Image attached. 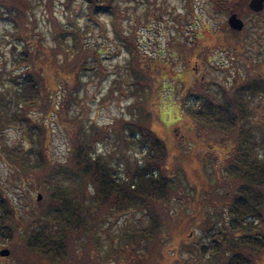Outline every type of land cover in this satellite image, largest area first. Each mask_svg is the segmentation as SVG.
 <instances>
[{
	"label": "trees",
	"instance_id": "16d2710c",
	"mask_svg": "<svg viewBox=\"0 0 264 264\" xmlns=\"http://www.w3.org/2000/svg\"><path fill=\"white\" fill-rule=\"evenodd\" d=\"M53 1L45 2L50 13ZM63 1L64 9L70 12L72 0ZM247 1L212 0L215 10L226 16L235 11L241 18L250 13ZM86 2V31L91 27V30L103 32L100 18L103 13L118 25H113L114 32L121 39L127 57L122 69L115 71L112 91L132 96L134 101L127 106V117L120 115L107 123L91 122L85 126L80 115L70 109L77 104V93L84 85L80 80L81 73L87 70L83 59L88 55L93 65L100 66L99 49L86 44L81 35L85 32H81L72 36L76 44L66 46L60 40L61 44L51 47L52 54L44 46L40 32L35 30L33 4L29 0H0V19H9L14 29L8 35L21 42L17 51L15 44L11 48V62L21 70L13 75V87L0 90V131L19 125L23 138L16 146L0 149L12 167L15 184L22 188L28 183L32 188L22 200L25 208L20 216L12 197L0 186V221L43 222L39 223V232H24L23 235L49 236V242L31 240L27 245L46 246L39 251L52 257L65 258L67 255L65 235L71 240L83 235L88 237L93 252L103 260L111 255L114 258L117 253L129 263L160 264V257H166L165 248L172 256L175 254L173 260L165 264H175L180 244L170 237L164 238L161 231L164 218L159 210L176 196L183 203L195 204L198 195L183 194L184 185L176 173L169 172L166 167L167 144L153 128L151 107L154 101L159 102L164 80L169 79L173 84L181 83L178 99L183 110L181 118L193 130L187 139L181 135L179 142L186 145L194 137L199 144L189 149L194 152L201 169L204 171L207 160L211 167L221 164L229 179L224 186L230 190L214 219L202 213L194 214V218L187 217L188 224L193 221V225H199L203 236L196 238L193 246L200 245L197 260L200 264H255L258 256L264 253V151L259 148L262 135L259 140L253 139L249 105L255 96H264V13L251 15L254 21L251 32L246 26L242 31L230 29L226 22L209 34L207 41L200 39L190 45L186 41L169 40L170 48L178 54V60L169 67L166 57L141 49L135 31L125 34L119 30L125 10L120 9L117 0ZM192 2L186 0L187 5ZM51 24L55 40L63 38L67 32L72 33L53 18ZM57 49L64 55L73 49L75 62L65 77L50 70L53 68L50 58L54 59ZM216 49H224L228 61L222 68L223 81L208 79L203 71ZM192 61H196L195 68L190 65ZM179 63L183 69H173ZM210 67L219 69L217 64ZM195 70L202 71L197 75ZM52 115L56 116L68 140L64 160L52 159L46 151L50 141L47 121ZM111 141V151L97 152V144ZM219 150L225 152L220 155ZM31 181L39 184L37 190L31 186ZM36 191L40 199L37 200V194L29 198ZM102 207L105 215L141 212L147 220L144 225L125 226L121 230L118 235L120 252L112 246L103 249L100 239L104 235L110 237L111 226L110 221H105L107 215L99 214ZM2 225L0 229L3 230L12 227ZM19 228L27 230L28 226L22 224ZM213 228L214 233H209ZM100 229L106 234H98ZM184 233L182 231V235ZM7 234L16 235L15 232ZM166 243L169 245L165 247ZM187 249L191 251L190 247ZM180 260L179 264H185L184 259Z\"/></svg>",
	"mask_w": 264,
	"mask_h": 264
},
{
	"label": "rangeland",
	"instance_id": "374dc122",
	"mask_svg": "<svg viewBox=\"0 0 264 264\" xmlns=\"http://www.w3.org/2000/svg\"><path fill=\"white\" fill-rule=\"evenodd\" d=\"M29 1L33 4L35 30L42 35L45 47L51 50V47L61 44L60 40L66 46L76 44L72 37L73 34L85 32V34L81 33L84 37V42L89 46L92 45L98 48L100 51V66L96 67L93 65L88 55L83 59V63L87 67L85 69L87 70L81 73L80 80L84 85L77 93V104L72 105L70 110L74 109L80 115L85 126L91 122L96 124L107 123L120 115L127 117V106L134 101V97L119 93L118 90L112 91V80L115 77V71L122 69V65L126 63L127 57L126 49L121 39L114 32L113 25L117 27V23L115 21L112 22V18L103 13L100 15L102 26H104L103 32L91 30V27L86 31L85 27L88 25L84 15L87 11L86 0H72L70 12L64 9L63 0H54L50 10L51 13L46 9V0ZM117 3L120 9L125 10V18L120 22L119 30L125 34H134L136 32V38L141 49L152 55L158 52L160 56L166 57L165 60L168 62L167 65L169 67L172 66L171 63L178 60V54L174 49L170 48L169 40L170 42L186 41L190 45L200 39L207 41L209 40L207 36L213 33L214 30H217L218 26L220 27L222 23H226L227 18L224 12L217 11L218 9L215 11L216 13H212V3H210V0H193L192 5H187L186 0H117ZM246 17H244V22L246 21L247 25L245 24L244 26H246L247 31L250 30L251 32V29L254 28L251 26L253 20L250 15L247 19ZM52 18L62 26H66L67 31H72V33L69 34L67 32L63 38H56L55 40L51 24ZM128 20H131V23H126ZM190 21L191 23L188 24ZM129 28L131 30H128ZM242 28L240 29L241 31L243 30ZM13 29L12 23L8 18L0 19V90L13 87V75L21 70V68L13 66L11 62V48L15 44V51H17L21 45V42L14 41L8 35ZM260 38H263V36L261 35ZM248 41L246 46H248ZM251 46L253 45L251 44ZM71 50L64 55L61 50L57 49L54 59L50 58L51 65L53 66L50 70L65 77L68 70H72V64L75 62L74 53ZM216 50L210 55L208 65L204 66L203 71L206 72L208 79H212L213 77L214 80L223 81L224 72L222 68L228 64V61L226 60L224 49ZM226 52L227 54L230 53V51ZM214 64H217V68L219 69H212L210 67V65ZM88 65L91 67L90 69H88ZM190 65L192 68H195L196 61H192ZM173 69H183L182 63H179ZM200 71L195 70V73L199 75ZM188 72L190 74L189 70ZM164 81V88L162 87L163 89L159 94V102L155 103L154 101V105L151 107L154 113L153 128L167 144V170L176 173V176L184 185L183 194L186 196L195 194L196 196L198 195V198L194 204V202L189 201L183 203L179 199V196H176L166 207H161L159 215L164 218V225L162 224L161 231L164 238L168 239L170 237L169 239L172 238L176 244H180L178 246L177 260L174 261L175 264H179L181 258L184 259L185 264H200L199 260H197V252L200 249V245H197L196 248L193 246L196 243V238L202 236L201 229L198 224L193 225V221H190L188 224L187 217L194 218V214L199 216L202 213L203 216L206 215L210 219H214L216 212L223 206L221 203L224 197H226V194L230 190L229 188L228 190L225 189L224 186L229 179L221 164L211 167L208 162L209 160H207L204 171L201 169L200 163L193 156L194 152H191L189 149L191 147L195 149L194 146L199 144L194 141V137L193 140H191L192 138L190 139L189 144L182 145L183 143L179 142L181 135L184 139H187L193 130L181 118L183 117V110L178 102L181 83L178 81L173 84L169 79H165ZM249 106H251L252 112L250 115L252 121L251 131H254L253 135L255 134L253 139L259 140L262 135L263 140L259 142V148L264 151V96H255ZM47 123L50 128V141L46 147V151L52 159L64 160L68 149L65 131L57 122L55 115H52ZM19 127V125L5 127L0 131V147L16 146L17 143L23 141L21 127ZM207 137H210V135ZM95 147L97 152L104 150L111 151L113 141L111 143H100ZM218 152L221 155L225 150H219ZM10 166L0 149V186L8 191L15 203V208L19 211L18 215L21 216L25 208L22 200L24 196H28L32 188H30V184L28 183H24L23 187L19 188L17 186L18 183L15 184L12 179V167ZM210 170H212L211 174ZM30 183L32 184L31 186H34L35 190L38 189V183L34 181ZM219 184L220 187H217ZM25 189L28 190L27 193L24 192L26 191ZM37 192H32L29 198L35 197ZM179 195H182V192H179ZM102 210H104L103 207L99 214L102 216L107 215V220L105 221H110L109 224L111 226L109 229L110 239L105 235L100 239L102 240L104 250L112 246L120 252L121 245L118 235L121 233V230H124L125 226L144 225L147 222L141 212H131L122 215H111L108 213L105 215ZM108 215L110 216L108 217ZM101 229L98 234H106ZM262 229H264V226H262ZM181 230L185 232L184 235H182ZM208 232L214 233V228ZM187 234L188 237L185 236ZM65 239L68 255L70 253V264H130L127 259L120 255L118 256L117 253V256L115 255L114 258L111 255L106 257V260H103L102 256H97V253L93 252L94 250L88 241V237H84L83 235H78V238L75 240H71L65 235ZM204 240L206 241V238ZM168 245L166 243L164 246ZM187 247H190L191 251H188ZM163 252H165L166 257L163 258L164 256L161 254L160 264H165L167 260L170 263L175 254L172 256L171 251H166L165 248ZM255 264H264V253L258 256Z\"/></svg>",
	"mask_w": 264,
	"mask_h": 264
},
{
	"label": "flooded vegetation",
	"instance_id": "af4514ba",
	"mask_svg": "<svg viewBox=\"0 0 264 264\" xmlns=\"http://www.w3.org/2000/svg\"><path fill=\"white\" fill-rule=\"evenodd\" d=\"M249 1V0H248ZM247 1V6H248ZM210 3H212V13H214L216 10L214 8V4L212 0H210ZM249 8V7H248ZM250 10V9H249ZM216 13V12H215ZM231 13H236L235 11L229 12L227 16ZM264 13V2L261 10L259 11H253L250 10V13L245 16H251V15H258ZM226 16V17H227ZM246 17V18H247ZM244 21V18H241ZM6 223V224H5ZM40 224H43V222H39ZM39 223L34 221H14V222H2L0 221V227L6 226L7 224H10L12 227L9 229H0V264H70L69 261V255L65 256V258H62L60 256L58 257H52V255L49 256V253L44 251L46 246H38L30 247L27 245L31 240L40 241V240H51L49 236L44 237H32L30 236H24V232H32L36 231L39 232ZM28 226L27 230H24L23 228H19V225ZM30 227H33L31 229ZM35 229V230H34ZM2 232H5V234H2ZM15 232L16 235H11L7 233ZM22 233V234H20ZM40 248V249H39ZM28 249H34V251H29ZM38 250V251H37ZM1 251H6L7 254L2 255ZM131 264V263H130Z\"/></svg>",
	"mask_w": 264,
	"mask_h": 264
},
{
	"label": "water",
	"instance_id": "95a60500",
	"mask_svg": "<svg viewBox=\"0 0 264 264\" xmlns=\"http://www.w3.org/2000/svg\"><path fill=\"white\" fill-rule=\"evenodd\" d=\"M263 2L264 0H249L248 1V7L249 9L253 10V11H259L261 10L262 6H263ZM227 24L231 29L234 30H240L243 27V21L241 18H239L236 13H231L228 17H227ZM36 198L39 199L40 198V194L38 193L36 195ZM2 255L7 254L6 251H1Z\"/></svg>",
	"mask_w": 264,
	"mask_h": 264
}]
</instances>
